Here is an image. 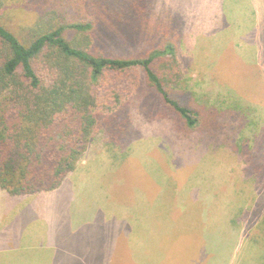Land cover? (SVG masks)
<instances>
[{
	"label": "rangeland",
	"instance_id": "374dc122",
	"mask_svg": "<svg viewBox=\"0 0 264 264\" xmlns=\"http://www.w3.org/2000/svg\"><path fill=\"white\" fill-rule=\"evenodd\" d=\"M13 1L18 6L16 28L25 36L45 26L43 21L52 15L59 18L64 12L69 22L92 21L96 26L90 41L83 32H68L66 37L72 43H91L93 49L115 58L144 56L156 48L149 36L141 40L132 25H118L119 18L126 24L132 19L129 6L132 9L135 0ZM152 1L156 11L180 20L178 32L164 17V34L179 38L178 60L183 72L170 94L200 112L199 127L188 129L142 70L130 72L120 105L101 119L112 129L107 140L112 144L105 147L99 141L104 148L96 147L92 155L84 157L67 180L69 191H62L63 196L42 195L31 200L0 189V226L6 217L15 218L14 233L9 230L0 237H21L33 217L59 219L69 206L70 215L74 189L90 211L95 201L105 213L111 211L113 218L128 221L127 214L134 220L153 221L160 212L175 219L182 216L180 211L170 218V213L161 210L198 206L200 212L212 202L216 214L224 204L237 222L247 215L255 222L263 221L258 229L261 235L254 238L264 251V0H256V30L251 15L242 20L231 16L234 0ZM57 207L61 211L53 210ZM18 209L23 216L17 221ZM186 214L197 218L194 212Z\"/></svg>",
	"mask_w": 264,
	"mask_h": 264
},
{
	"label": "trees",
	"instance_id": "16d2710c",
	"mask_svg": "<svg viewBox=\"0 0 264 264\" xmlns=\"http://www.w3.org/2000/svg\"><path fill=\"white\" fill-rule=\"evenodd\" d=\"M15 4L0 0L1 190L13 197L54 192L86 155L112 144V129L101 119L120 105L127 78L135 70L145 73L150 86L185 120L188 129L199 127L200 112L170 94L183 72L179 38L164 34V17L178 32L181 23L156 11V2L135 0L132 9L129 6L132 19L127 24L118 19V25H132L141 40L149 36L156 46L144 56L130 58L110 57L93 49L91 43L69 41L66 34L72 31L87 34L90 41L96 26L92 21L69 22L64 12L46 21L41 16L45 26L25 36L14 22Z\"/></svg>",
	"mask_w": 264,
	"mask_h": 264
},
{
	"label": "crops",
	"instance_id": "0c3cea01",
	"mask_svg": "<svg viewBox=\"0 0 264 264\" xmlns=\"http://www.w3.org/2000/svg\"><path fill=\"white\" fill-rule=\"evenodd\" d=\"M232 7L233 18L251 19L248 14L251 15L252 27L256 30L259 15L256 0H234ZM224 14L227 15L226 8ZM65 184L54 192L29 198L63 196L62 191H69ZM72 192L75 201L70 215L69 206L59 219L50 215L33 217L21 237L13 234L0 237V264H264L263 247L254 238L261 235L258 229L263 221L255 222L250 216L237 222L234 215L231 219L230 213L224 210V204L219 205L221 209L216 214L212 202L200 212L202 207L198 206L191 207L192 210L186 206L161 210L170 213V218L180 211L182 216L175 219H167L160 212L153 221L134 220L127 214L131 218L128 221L113 218L111 211L105 213L95 201L90 211L83 205L80 193L74 189ZM199 196L195 195V199ZM13 206L15 201H11ZM58 208L53 210L61 211ZM186 212H194L197 218L188 217ZM15 216L18 221L23 215L20 211ZM14 221L15 218L6 217L0 226V235L9 230L14 233Z\"/></svg>",
	"mask_w": 264,
	"mask_h": 264
}]
</instances>
